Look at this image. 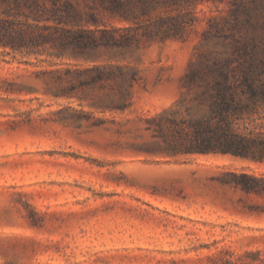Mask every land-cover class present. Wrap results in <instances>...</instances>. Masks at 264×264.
<instances>
[{
  "label": "rangeland",
  "instance_id": "1",
  "mask_svg": "<svg viewBox=\"0 0 264 264\" xmlns=\"http://www.w3.org/2000/svg\"><path fill=\"white\" fill-rule=\"evenodd\" d=\"M71 1L88 10L90 0ZM231 1L189 8L195 23L166 40L96 11L100 29H117L130 43L102 48L89 61L0 47V264L264 258V197L222 182L226 172L263 174L264 164L157 146V130L169 119L185 128L208 114V101L185 84L186 75L208 58L231 56V39L204 40L212 24L230 25ZM251 7L250 33L264 37V9ZM167 15L177 12L159 9L151 18ZM94 67L111 77L91 82ZM133 74L125 107L119 90Z\"/></svg>",
  "mask_w": 264,
  "mask_h": 264
},
{
  "label": "trees",
  "instance_id": "2",
  "mask_svg": "<svg viewBox=\"0 0 264 264\" xmlns=\"http://www.w3.org/2000/svg\"><path fill=\"white\" fill-rule=\"evenodd\" d=\"M205 1L216 0H90L87 11L71 0H0V47L37 59L45 56L89 61L102 48L115 49L130 43L129 36H116L117 29H100L96 11L140 26L148 38L166 40L182 37L197 20L188 18L192 13L189 8ZM253 5L264 9V0H232L226 18L230 25L215 23L204 33L206 41L214 36L222 41L231 39L232 54L224 60L208 58L201 66L190 68L185 84L201 89L209 112L191 120L185 128L169 119L167 127L157 130L159 148L173 154L231 155L264 164V37L250 33ZM159 9L177 15L153 21L152 14ZM143 20L147 24L141 26ZM90 25L97 30L86 29ZM87 72H94L90 77L93 83L111 77L99 67ZM136 81L133 74L120 87L125 107L131 104ZM224 177L223 184L249 197H264V173L226 172ZM248 256L251 259L246 263L227 264H264L261 252H250Z\"/></svg>",
  "mask_w": 264,
  "mask_h": 264
}]
</instances>
